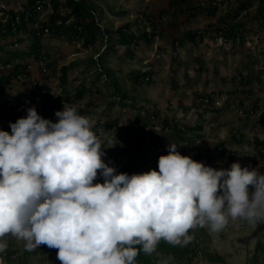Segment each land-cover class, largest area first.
I'll use <instances>...</instances> for the list:
<instances>
[{"label":"rangeland","instance_id":"374dc122","mask_svg":"<svg viewBox=\"0 0 264 264\" xmlns=\"http://www.w3.org/2000/svg\"><path fill=\"white\" fill-rule=\"evenodd\" d=\"M26 1L0 0V9H20ZM203 1L206 3V0ZM92 2L102 24L112 28L137 17L142 19L144 25V13L156 15L159 9L168 4V0ZM234 5V0H227L220 7L218 15ZM257 6L258 1L255 0L250 7L252 13ZM48 13L49 10L41 9L39 18L46 19ZM170 19L168 17L159 22L160 35H156L151 43L141 39L134 58L126 57L121 46H115L103 59L100 58L98 52L102 53L107 45H112L113 39L99 41L86 50L78 43H69L51 35L44 36L43 44L52 56L48 59L52 67L44 69L46 62L40 65L27 56L25 60L33 64L29 78L15 79L9 84L0 80V130L11 134L10 122L26 117L28 108L36 109L32 97L43 98L53 115V121L57 122L55 112L63 110L57 106V98L64 97L68 92L73 99L75 88L84 84L87 87L84 97L78 101L66 100L63 107H75L78 114L88 117L94 124V131L97 121L105 119V114L110 113V121L118 117V129H103L104 134L100 136L105 153L102 158L118 173L132 175L158 171V159L168 154L171 143L177 144V151L181 155L192 159L195 152L201 153L203 157L199 162L214 169L218 165L229 168L234 162L250 169L264 168V154L258 153L255 148L256 138L264 141V32L248 16L244 42L241 39L236 44L224 43L223 39L208 32L202 42L188 41L176 48L171 42L173 37L186 29L209 31L208 23L216 18L201 15L187 23L178 20L176 26L168 24ZM29 43L14 44L12 48L27 50ZM1 55H4L3 51H0ZM91 58L96 62H92ZM101 64L113 75L101 73ZM64 65H71V68L68 84L62 89L59 77ZM2 69L0 63V71ZM138 70H152L153 75L150 80L137 82L134 72ZM241 75L251 77L246 88H241ZM35 81L39 82L38 86ZM115 82L127 95L125 98L114 94L117 89ZM40 83H46L52 92L48 95L42 92ZM203 94L211 95L212 105L203 104ZM154 111L182 125L192 127L201 123L203 129H190L181 140L175 129H161L158 117L152 119L157 124L155 129L146 127L140 131L138 123L132 128L128 127L132 120L141 122L151 117ZM37 112L45 118L41 110ZM198 133L202 136H197ZM130 135H135L132 140L128 139ZM109 141L112 144L122 143L127 151L113 156V146L108 147ZM207 147L212 149L208 159L205 158ZM143 156H147L145 162ZM97 182L103 183L99 174ZM189 235L192 240L185 247L168 244L164 251L156 250L152 254L154 264L169 256L173 257L172 264H264V222L252 226L244 220H229L220 232L197 227ZM5 239L8 248L0 253V264H61L57 259V249L40 245L33 251H26L23 241L11 236Z\"/></svg>","mask_w":264,"mask_h":264},{"label":"clouds","instance_id":"9594fccd","mask_svg":"<svg viewBox=\"0 0 264 264\" xmlns=\"http://www.w3.org/2000/svg\"><path fill=\"white\" fill-rule=\"evenodd\" d=\"M55 116L52 122L31 107L10 122L11 134L0 130V253L11 236L26 251L57 249L61 264H137L161 241L187 246L197 227L220 232L229 220L264 222L259 169L234 162L217 170L171 143L158 171L118 173L102 158V129L75 107ZM98 174L103 183H94Z\"/></svg>","mask_w":264,"mask_h":264},{"label":"trees","instance_id":"16d2710c","mask_svg":"<svg viewBox=\"0 0 264 264\" xmlns=\"http://www.w3.org/2000/svg\"><path fill=\"white\" fill-rule=\"evenodd\" d=\"M227 0H168L167 6L159 9L157 14L144 13L143 16L146 19V24H142V19L137 17L133 21H128L117 28L108 27L102 24L101 18L98 15L97 8L93 4L92 0H27L26 3L20 9H0V51L4 52V55L0 56V63H2L3 69L0 71V80L4 84H9L15 79L24 78L27 79L31 74V66L33 65L30 61H26L27 56L31 57L33 61L39 62L40 65L45 63L44 69L52 67V62L48 61L51 58V54L46 50L43 44V38L46 35L55 36L61 38L69 43H78L84 49L88 50L94 47L99 41L107 42L108 40H114L112 45L106 46L108 51L104 50L102 53L98 52V56L102 59L104 55L114 50L115 46H121L124 49L123 54L126 57L134 58L136 56L137 47L144 39L147 43H151L156 35H160L158 29L159 22L171 18L168 21L170 26H176L178 20H182L183 23H187L190 20L201 16L207 15L208 17L216 18L215 21L208 23L207 29L209 31H199L186 29L180 35H176L172 39V44L177 47L184 46L188 41L193 43L202 42L205 39V34L208 32L213 33L214 37H220L224 43L236 44L239 40L245 38L244 33L246 30V23L248 16L258 24V29L264 32V0H257L258 6L254 13L251 12L250 7L255 0H234L235 5L223 14L218 15L220 7ZM41 9L49 10L46 19H40L39 14ZM252 13V15H251ZM149 28V29H148ZM26 41H30L28 49L23 50L19 48H12L14 44H22ZM92 62H96L94 58L90 59ZM71 65H64L61 67L60 85L61 88H66L68 84V74ZM104 64L100 65L101 73L112 76L113 74L106 70ZM108 69V68H107ZM110 70V69H109ZM153 75V71L142 72L140 70L134 72L135 81L141 79L150 80ZM248 75H241L240 84L241 88H246L250 82ZM114 79V77L112 78ZM39 82L35 81V85L38 86ZM46 87L45 94H50L52 89L46 83H43ZM116 85V93L121 98H125L127 95L122 91L120 87ZM40 86V85H39ZM67 91V89L65 90ZM87 87L84 84L78 85L75 88V96L71 99L70 94L66 92L64 97L57 98V106L63 108V103L67 101H78L81 100ZM202 97L208 98L207 105H212L213 100L211 95L203 94ZM119 97V98H120ZM36 105L37 111H42L45 119L53 121V115L48 111V104L45 103L43 98L32 97ZM124 103L123 99L121 101ZM40 104V105H39ZM204 104V103H203ZM38 105V106H37ZM40 106V108H39ZM42 108V109H41ZM255 108V106H253ZM252 108V109H253ZM249 114V111H248ZM141 122L138 119L132 120L128 127L132 128L138 123V128L143 131L146 127H152L155 129L154 119L158 117L159 126L161 129H175L182 140L184 136L188 135L190 129L194 131H201L203 126L201 123H197L190 127L185 124H179V122L171 120L169 117L162 116L159 111H154ZM202 116V115H201ZM110 113L105 114V119L97 121V129H118L117 122L118 117L115 120H109ZM152 120V122H150ZM154 121V122H153ZM118 130H116L117 132ZM99 135V133H98ZM123 135V133H121ZM240 135V134H238ZM135 135L128 136L129 140H132ZM197 136H202L198 133ZM237 137V136H236ZM122 143L117 142L112 147L111 154L115 156L118 152H126V148L121 145ZM255 148L258 153L264 154V141L256 138ZM211 148L207 147L205 150V158H210ZM202 154L195 152L193 159L197 162L201 159ZM147 156H143L142 160L145 162ZM217 170L221 169L222 166L218 165ZM243 168V167H242ZM259 171L264 173V168L260 167ZM97 182L94 181V183ZM158 246H160L158 248ZM157 251H164L163 249L169 245L161 241L158 244ZM152 255H146L143 252L137 256V264H154Z\"/></svg>","mask_w":264,"mask_h":264},{"label":"built area","instance_id":"2783aa9c","mask_svg":"<svg viewBox=\"0 0 264 264\" xmlns=\"http://www.w3.org/2000/svg\"><path fill=\"white\" fill-rule=\"evenodd\" d=\"M32 66H31V68H32ZM39 88H40V90L42 92L45 91V89H46V87H45V85L43 83H40ZM201 100L204 102V104L208 103V98L207 97H202Z\"/></svg>","mask_w":264,"mask_h":264}]
</instances>
